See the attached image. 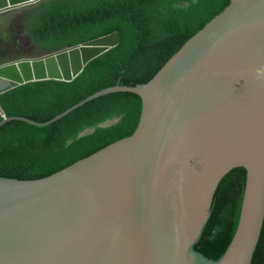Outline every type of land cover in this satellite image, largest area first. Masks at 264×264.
<instances>
[{
	"label": "water",
	"instance_id": "obj_1",
	"mask_svg": "<svg viewBox=\"0 0 264 264\" xmlns=\"http://www.w3.org/2000/svg\"><path fill=\"white\" fill-rule=\"evenodd\" d=\"M49 1L0 0V93L70 82L118 43L112 32L37 53L22 21ZM114 91L141 100L131 135L44 178L0 177V264H251L264 224V0H229L145 83L104 87L44 123L0 110V127L47 126ZM238 166V227L208 260L193 246L219 182Z\"/></svg>",
	"mask_w": 264,
	"mask_h": 264
},
{
	"label": "trees",
	"instance_id": "obj_2",
	"mask_svg": "<svg viewBox=\"0 0 264 264\" xmlns=\"http://www.w3.org/2000/svg\"><path fill=\"white\" fill-rule=\"evenodd\" d=\"M229 0H50L22 24L36 52L119 33L118 43L89 60L70 82H31L0 93L6 117L44 123L89 95L114 84L147 82L181 45L219 14ZM138 95L109 92L43 127L11 120L0 127V177L35 180L56 173L135 130ZM0 113V122L2 121ZM117 119L107 127L100 124ZM85 129L90 134L78 135ZM246 171L234 167L219 182L210 215L193 249L217 261L240 219ZM251 264H264V224Z\"/></svg>",
	"mask_w": 264,
	"mask_h": 264
},
{
	"label": "bare ground",
	"instance_id": "obj_3",
	"mask_svg": "<svg viewBox=\"0 0 264 264\" xmlns=\"http://www.w3.org/2000/svg\"><path fill=\"white\" fill-rule=\"evenodd\" d=\"M113 39V37H109V38H107V39H104V40H102V41H105V42H108V41H111ZM26 46V45H25ZM26 47H28V46H26ZM25 51H26V53L28 54V52H29V49L28 48H26L25 49Z\"/></svg>",
	"mask_w": 264,
	"mask_h": 264
},
{
	"label": "rangeland",
	"instance_id": "obj_4",
	"mask_svg": "<svg viewBox=\"0 0 264 264\" xmlns=\"http://www.w3.org/2000/svg\"><path fill=\"white\" fill-rule=\"evenodd\" d=\"M22 36H26V33L25 34H23ZM32 41V40H31ZM23 42L25 43V39L23 38Z\"/></svg>",
	"mask_w": 264,
	"mask_h": 264
},
{
	"label": "flooded vegetation",
	"instance_id": "obj_5",
	"mask_svg": "<svg viewBox=\"0 0 264 264\" xmlns=\"http://www.w3.org/2000/svg\"><path fill=\"white\" fill-rule=\"evenodd\" d=\"M23 34H25V32H24ZM32 43H33V42H32Z\"/></svg>",
	"mask_w": 264,
	"mask_h": 264
}]
</instances>
